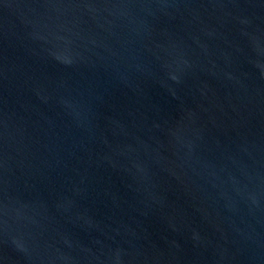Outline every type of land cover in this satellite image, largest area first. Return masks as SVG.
<instances>
[{
  "label": "water",
  "instance_id": "95a60500",
  "mask_svg": "<svg viewBox=\"0 0 264 264\" xmlns=\"http://www.w3.org/2000/svg\"><path fill=\"white\" fill-rule=\"evenodd\" d=\"M0 264H264V0H0Z\"/></svg>",
  "mask_w": 264,
  "mask_h": 264
}]
</instances>
